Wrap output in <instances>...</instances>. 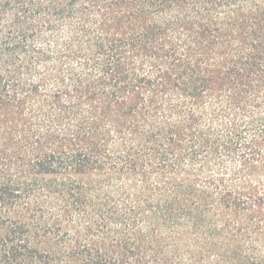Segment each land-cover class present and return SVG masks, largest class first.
Masks as SVG:
<instances>
[{
	"label": "trees",
	"instance_id": "obj_1",
	"mask_svg": "<svg viewBox=\"0 0 264 264\" xmlns=\"http://www.w3.org/2000/svg\"><path fill=\"white\" fill-rule=\"evenodd\" d=\"M0 264H264V0H0Z\"/></svg>",
	"mask_w": 264,
	"mask_h": 264
}]
</instances>
